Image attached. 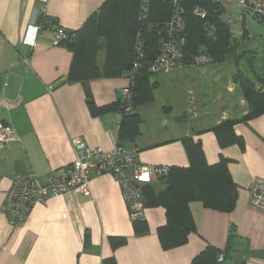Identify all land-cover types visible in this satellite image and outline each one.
<instances>
[{
    "label": "crops",
    "instance_id": "obj_1",
    "mask_svg": "<svg viewBox=\"0 0 264 264\" xmlns=\"http://www.w3.org/2000/svg\"><path fill=\"white\" fill-rule=\"evenodd\" d=\"M105 1L0 0V120L12 125L20 137L0 147V264H191L208 245L224 250L219 264H264V211L252 207L250 191L254 182L264 181V113L244 118L249 104L234 81L236 68L226 75L222 70L203 68L197 78L190 77L191 68L205 66L174 71L187 81L190 93L197 79L215 76L220 86L213 104L205 101L204 87L202 99L192 98L193 104L176 107L180 101L174 98L156 106L155 91L161 79L150 76L154 99L135 109L142 119L141 131L123 141L138 149V162L146 167H190L187 138L200 143L208 164L222 157L229 160L237 191L233 210L220 211L200 200L191 201L195 228L186 243L170 249L162 246L158 229L167 223L162 205H145L149 230L137 234L121 185L109 172L93 174L91 195L50 196L44 203H35L23 221L14 222L2 211L13 174L34 171L42 183L49 172L73 162V137L106 151L120 142L124 119L115 109L92 114L88 100L98 107L114 105L120 89L129 84L128 73L66 81L73 53L67 46L54 44L52 30L41 28L38 21L45 13L65 28L80 29ZM104 61L102 49L98 53L101 69ZM251 68L256 69V76H264V70L254 63ZM248 74L255 80L254 73ZM262 84L257 81L258 88ZM8 102L13 106H7ZM227 119H238L234 130L243 137V146L220 145L213 128ZM153 184L157 189L166 187L159 180ZM232 230L235 234L230 239ZM112 237L127 241L114 248ZM110 258L114 260L105 261Z\"/></svg>",
    "mask_w": 264,
    "mask_h": 264
},
{
    "label": "trees",
    "instance_id": "obj_2",
    "mask_svg": "<svg viewBox=\"0 0 264 264\" xmlns=\"http://www.w3.org/2000/svg\"><path fill=\"white\" fill-rule=\"evenodd\" d=\"M183 4L187 13L188 52L204 51L212 56L213 63L225 62L232 56L236 44L231 24L225 18L224 7L212 0H183ZM196 6H201L207 11L205 18L193 13ZM171 14L170 0H149L146 17L142 16V0H106L97 14L90 16L80 29H68L70 36L60 42V45L67 46L73 53L66 81H85L101 75H130L129 72L137 58L139 33L142 32L145 40L147 55L154 56L158 51L160 24L167 21ZM38 21L42 26H45L47 21L57 22L44 13L40 14ZM102 38H105V42ZM102 49L105 50V61L101 69L98 65V53ZM238 59L241 60V57L235 59L236 63L239 62ZM252 64L253 62L246 69L238 68L234 75L235 83L249 104L245 119L264 113V89L257 87V81L264 84V76H256L257 72L255 68H251ZM250 71L255 74V80L249 76ZM152 75L147 72L136 74L134 108L131 114L123 117L119 142L121 145H124L125 139L134 138L141 131L142 119L135 109L138 104L154 99L155 84L150 80ZM88 105L92 114L98 115L109 109L118 111L119 100L108 107H98L91 100H88ZM237 121L238 119H227L213 128L222 147L231 144L244 145L243 137L234 130ZM185 145L192 160L191 166H170L169 174L159 180L166 183L163 189H157L153 183L144 186L145 205H162L166 209L167 223L158 229L161 244L165 249L186 243L188 235L194 230L189 205L191 201L200 200L206 207L231 211L237 199L236 187L228 167L229 160L222 157L219 162L208 164L199 142L195 143L191 138H187ZM132 221L137 234L149 230L145 218ZM234 231H231L230 239L234 236ZM126 241V237L111 238L114 248ZM229 249L228 242L226 251ZM223 251L208 245L191 264H219ZM111 260L114 259L105 261Z\"/></svg>",
    "mask_w": 264,
    "mask_h": 264
},
{
    "label": "built area",
    "instance_id": "obj_3",
    "mask_svg": "<svg viewBox=\"0 0 264 264\" xmlns=\"http://www.w3.org/2000/svg\"><path fill=\"white\" fill-rule=\"evenodd\" d=\"M172 14L160 24L157 41V54L149 57L145 51V40L142 32L138 35L137 58L129 72V84L120 89L118 115L124 117L133 112V102L136 98L134 85L136 74H169L187 67L206 66L213 63L210 54L204 51L189 53L186 48L187 13L183 0H170ZM226 7L236 4L264 23V0H212ZM149 0H142V16L146 17ZM44 10V9H43ZM193 13L201 18L207 16V11L201 6L194 7ZM45 14V13H44ZM46 15V14H45ZM53 32L54 44L70 36L68 28L55 21H47L45 26ZM6 85V83H4ZM50 89L54 86L50 85ZM3 105L0 102V106ZM7 106H13L8 102ZM20 139L16 129L7 121L0 120V147L9 145ZM71 144L75 159L68 166L49 172L42 183L34 171L17 172L12 176V185L2 204V211L15 221L27 218L32 206L44 203L50 196L81 192L91 195V177L93 174L111 173L120 183L131 218H144L145 193L144 186L154 183L167 176L169 165L159 164L153 167L142 166L138 162L139 151L135 146L118 144L114 149L106 151L101 147L89 146L82 137H73ZM252 207L264 211V181L259 180L250 186ZM223 259V255L219 260Z\"/></svg>",
    "mask_w": 264,
    "mask_h": 264
},
{
    "label": "rangeland",
    "instance_id": "obj_4",
    "mask_svg": "<svg viewBox=\"0 0 264 264\" xmlns=\"http://www.w3.org/2000/svg\"><path fill=\"white\" fill-rule=\"evenodd\" d=\"M225 18L231 24L232 30H234V47L233 54L224 63H211L205 67L191 68L192 74L190 77H196L197 72L205 68L206 70H222L224 74H229L233 71V68H249V65L253 62L255 66L264 70V23L258 20L256 17L245 13L239 6L230 5L227 6L225 12ZM237 57H241L238 63L235 62ZM238 64V65H237ZM240 65L242 67H240ZM242 68V69H243ZM237 71V70H236ZM251 75L253 74L250 71ZM158 75V76H157ZM165 75V76H163ZM180 73L172 72L166 74H155V79H161L159 87L155 91L156 106L163 105V103H170L171 99H178L180 104H174L176 107L180 105H190L193 99H202V93L204 87H207L206 100H210L211 104L217 101L216 88L220 86L215 84L213 76L212 78L202 79L199 78L195 82L194 92L190 93L189 88L186 86L187 81L180 78ZM226 82V78L222 83ZM264 89V84L261 85ZM185 100V101H184ZM170 101V102H169ZM184 101V102H183ZM182 103V104H181ZM219 103V102H217ZM193 104V103H192Z\"/></svg>",
    "mask_w": 264,
    "mask_h": 264
}]
</instances>
